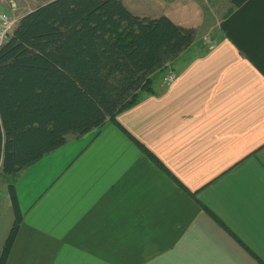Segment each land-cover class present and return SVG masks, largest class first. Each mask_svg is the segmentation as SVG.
Instances as JSON below:
<instances>
[{
	"label": "crops",
	"instance_id": "crops-1",
	"mask_svg": "<svg viewBox=\"0 0 264 264\" xmlns=\"http://www.w3.org/2000/svg\"><path fill=\"white\" fill-rule=\"evenodd\" d=\"M120 1L195 39L115 122L17 175L6 264H264V0Z\"/></svg>",
	"mask_w": 264,
	"mask_h": 264
},
{
	"label": "trees",
	"instance_id": "trees-1",
	"mask_svg": "<svg viewBox=\"0 0 264 264\" xmlns=\"http://www.w3.org/2000/svg\"><path fill=\"white\" fill-rule=\"evenodd\" d=\"M222 1L232 11L247 0ZM195 33L165 16L138 17L120 0H52L19 19L0 46V176L14 213L0 264L22 221L17 175L69 137L115 122Z\"/></svg>",
	"mask_w": 264,
	"mask_h": 264
},
{
	"label": "rangeland",
	"instance_id": "rangeland-1",
	"mask_svg": "<svg viewBox=\"0 0 264 264\" xmlns=\"http://www.w3.org/2000/svg\"><path fill=\"white\" fill-rule=\"evenodd\" d=\"M50 1L52 0H1V7L5 11L9 12L13 17L17 18L19 21V19L26 13ZM227 10L228 6L222 1L218 2L217 4H212L210 9V16L212 19L219 20L227 12ZM162 74L163 73H160L159 75H157V77H160V75ZM7 183L8 181L0 176V187H5ZM5 189H7V186L5 187Z\"/></svg>",
	"mask_w": 264,
	"mask_h": 264
},
{
	"label": "built area",
	"instance_id": "built-area-1",
	"mask_svg": "<svg viewBox=\"0 0 264 264\" xmlns=\"http://www.w3.org/2000/svg\"><path fill=\"white\" fill-rule=\"evenodd\" d=\"M18 23V19L13 17L9 12L1 7L0 0V46L6 43L13 34ZM174 76L170 75L169 80H173Z\"/></svg>",
	"mask_w": 264,
	"mask_h": 264
}]
</instances>
